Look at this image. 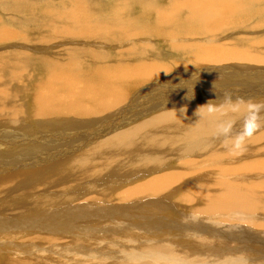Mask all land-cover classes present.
<instances>
[{
  "label": "bare ground",
  "instance_id": "bare-ground-1",
  "mask_svg": "<svg viewBox=\"0 0 264 264\" xmlns=\"http://www.w3.org/2000/svg\"><path fill=\"white\" fill-rule=\"evenodd\" d=\"M129 1L131 4L134 3L133 0ZM147 2L150 0L143 1V3ZM70 8L74 9L72 6ZM170 8L162 10L160 6H156L155 10L161 15L164 26L169 28L167 31L171 34L179 32V36L183 32V27H179L182 25L181 21L186 27L197 25L198 30L195 31L198 33H201L204 25L227 23L231 18L236 17L240 18L239 23L242 28L256 30L253 27L258 26V24L253 26L254 23L248 21V15L241 16L239 12L241 8L235 7L232 1L229 3L227 0H173ZM182 11L190 15L191 24L190 21L185 22L182 19ZM78 12H70V19L76 21L85 19L86 14ZM229 12V16H226ZM108 27L110 29V26ZM247 29L243 30L248 31ZM95 34L100 35L94 32L93 35L96 36ZM10 35L4 30L3 42L9 40ZM40 35H44L43 32ZM47 35L49 37V34ZM67 35L58 32L52 42L64 41ZM93 35L91 38L94 40L89 41L90 47L96 49L98 53H92L89 47L92 56L85 58L84 63L80 59V65L77 61V63L69 61L63 64L50 63L43 59L44 54L50 55L54 52L53 48L61 47L70 38L61 44L53 43L51 47L47 46L49 42L44 38L42 41L38 39L37 42V39H34V44L36 42L47 46L44 49H34L35 53L39 54L37 56L29 55L24 39H19L17 36L14 40H18V44L21 42L17 52L12 53L14 55L7 59L0 60V67L7 66L8 62L12 61L15 63L11 66L22 68L19 69L22 75L18 76L13 72L14 76L20 79L25 77L23 70L30 69L33 75L32 77L29 74L27 77L31 81L21 82L22 86L15 87L16 90L7 89L5 84L0 88V101L3 98L12 99L8 105L5 101L0 104V135H6L0 138V147L3 145L2 139L7 140L9 144L5 147L6 150L0 148V151H5L15 160H19L15 168L11 167L12 170L25 168L5 178L1 175L0 168V196L15 187L18 191L21 189L34 190L33 192L47 191L40 188L54 178H57L62 186L66 184L69 190V192L65 191L68 198L63 196L62 191L57 195V199H53V196L49 197L50 199L47 197L21 199V202L24 199L30 200L29 204L26 202L27 207L31 205L42 209H45V206L51 207L50 213L54 214V217L39 228L27 230L31 231L30 234L27 233L30 236V243H23V248L12 244L14 241L11 242L14 246H5L11 250L10 262L13 264H249L248 260H240L241 256L247 254L236 249L232 244L234 241L238 242L241 236L235 235V232L233 234L225 227L230 230H241V225L246 226L251 240L257 237H255L257 232L264 233V129L252 138L243 155L238 157L230 155L222 141L214 135V121L201 119L198 122L199 117L195 115L197 108L205 105L201 102L209 101V91L202 90L203 92L197 94L192 91L200 88L201 85L208 88L210 84H215L220 86H217L218 89L213 92V97L216 95L223 97L226 92L234 93V84H251L248 79L253 77L254 73L264 74V39L261 41L247 35L238 43L241 45L236 50L233 48L237 43L230 46L218 42L212 44L208 39L205 48H201L202 51L204 50L203 55L196 54L194 57V62L197 59V63L203 69L200 68L199 72L186 76L188 73L185 71L181 73L183 66L191 68L193 65H189L188 61L182 58L184 63L180 66L183 67L182 70H174L175 65L174 71L169 73L171 68L162 62L163 52H158L160 49L154 51L153 46V53L148 56L143 50H135L133 45L128 50L126 62L119 59L109 65L102 64L103 59L112 56L110 53L101 54L100 41L107 37L104 35L95 38ZM185 36L189 37L187 34ZM158 39L156 38L155 41ZM127 40L131 45H137V35H129ZM143 41L145 44L146 38ZM197 41L194 45H199L200 41ZM179 42L172 44L175 46L172 48L175 53H179L175 45ZM78 44L77 47H80ZM144 44L140 45L144 47ZM86 45L87 43H84V48ZM73 47L76 52L75 46ZM182 47L179 48L180 52ZM185 48L182 52L186 50L185 53L190 54L193 51L188 50L194 47L191 48L189 45L190 49L187 46ZM253 48L254 50H251ZM88 49L85 48L87 51ZM68 50L67 46L66 51ZM58 53V58L61 56L65 58L67 55L63 52ZM85 54L89 57L88 52ZM230 62L233 68L227 66ZM175 63L177 64L176 61ZM245 63L253 68L249 70L256 72L243 70L248 73H242L244 75L241 80L235 74L245 68ZM39 69L42 70L37 75L35 72ZM53 71L57 73L55 77L44 75L49 72L53 76ZM229 72L233 75L229 76L227 74ZM227 81H229L227 84H222ZM27 83L29 86H26ZM165 85L168 86V90L163 89ZM221 85H228L227 91ZM142 86V89H138ZM248 88L249 90L244 87V95L241 96L246 99L264 100L262 93L264 81L261 80ZM183 91L181 95L180 92ZM31 93L36 95L34 100H28L26 97ZM136 96L138 97L135 98ZM159 110L162 112L150 116ZM143 117L146 118L142 119ZM111 129L115 130L108 132ZM89 131L98 141L81 137L90 134ZM43 134L51 137L44 139L41 137ZM29 145L34 151L42 152L39 155L41 158L50 155L53 159L45 161V164L30 167L29 163L38 160L35 157H27L31 150ZM71 145H74V148ZM23 146L27 148L24 149ZM61 146L64 147L59 149ZM1 165L0 167H3ZM77 185L79 187L74 190ZM79 188L80 190L76 191ZM90 195H94L95 200L97 196H102L105 199L103 206L96 208L99 203H90L93 207L74 205L75 199L86 202L85 199ZM172 196H177V199L181 198L192 206L201 204L203 206L192 215L189 212L185 214L187 217L181 216V219L180 214L173 207L176 201L170 202L171 206L168 205V199ZM147 199L151 200L147 201ZM0 200V206L3 207V198ZM91 200L93 201L89 199ZM117 202L122 203L123 206L115 205L114 203ZM55 203L57 206L54 207ZM151 207L153 210L155 208V215L150 218ZM164 209L166 218L167 213L171 214L166 228L154 224L161 217L159 210ZM108 210L115 212V216L106 215ZM136 213L139 215L137 216ZM136 217H138L137 221ZM189 223H195L197 226ZM222 224L224 228L219 227ZM8 225L9 223L3 222L0 217V253H3V240H5L2 239L4 235L2 236L1 233ZM218 229H222L227 235H234L239 240L235 237L226 243L219 240L216 236ZM243 229L242 232H246V229ZM205 231L207 235L199 234ZM171 234L175 236H167ZM122 236L126 239L123 240ZM62 241L71 243L82 241L83 244L70 249L65 248L64 251L57 250L45 254L37 248L39 243H45L56 244V247L61 249ZM261 253L263 252L258 251L255 254L264 257ZM257 261L258 259H254L252 264H262Z\"/></svg>",
  "mask_w": 264,
  "mask_h": 264
},
{
  "label": "rangeland",
  "instance_id": "rangeland-1",
  "mask_svg": "<svg viewBox=\"0 0 264 264\" xmlns=\"http://www.w3.org/2000/svg\"><path fill=\"white\" fill-rule=\"evenodd\" d=\"M135 1H137V2L135 3ZM143 1L144 0H133L134 3L131 4V1H129V0H90V1L89 0H0V60L3 58L7 59L9 56L14 55L12 53L17 52L16 50L18 49V46L21 45V42H19V44H18V40H14V37L19 36V39H24L25 47H27L29 55L36 54L37 56H39L38 53H35L36 51L34 49H36V48L44 49V48H47V46H49V47L53 46L54 42H52V40L56 37L58 32H63V33L68 34L64 38V41L66 39L70 38L69 39L70 42H69V40H67V42H65L64 45H62L61 47L56 48V49L53 48L54 52L51 53L50 55L44 54L43 55L44 56L43 59H45L44 61H48V62L50 61V63L60 62L63 64L65 62H69V61L71 62L72 61L74 63L78 62V65H80L81 64L80 59L84 63L85 58H90L92 56V55L90 56V54H92L93 52H97L96 49H94V48L92 49V47H90V43H89L90 39L94 40L91 38V36L95 32V33H100V35L99 34H95L96 36L93 35V37H95V38L97 36L99 37V36H104V35H106L105 37H107V38H103L100 41L99 46L101 47V52H102L101 54L105 55V54L110 53L112 55L109 58L103 59L101 61L102 64L109 65L112 61L115 63L119 59H122V61L126 62L128 60V50L133 45H134L133 48L135 50H143V53H145L148 56L151 53H153V50H152L153 49L152 46H153L154 51H155V49H157V50L160 49L158 52H160V53L163 52L161 57L164 58V60H162V62H164L165 64H167L168 67L171 68L169 73H171V71H174L177 69L182 70V68L184 67V69L181 73H183L185 71L186 73H188L186 76H190L192 74L199 72L200 68H201V70L203 69V67H201L199 65V63H197V59L194 62V57L196 54H197V56L203 55L204 50L202 51L201 48H205V45H207L206 42L208 41V39H209V43L212 42V44L218 42L220 44L230 46L231 44L237 43L236 44L237 46L234 45V48H233L235 50L238 46L241 45V44L239 45L238 43H240V41H242L244 38H246L247 35H249L250 38L256 37L258 40H261V41L264 39V23H263L264 22L263 21V18H264V0H227L229 3L232 1L233 5L235 7L241 8L239 11L240 15L241 16L248 15L249 16L248 21L250 20L251 24L254 23L253 26L258 24L257 27H253L256 30H253V29L250 30L247 28H242V26L239 23L240 22L239 17L231 18V20L228 21L227 23L223 22V23H213L212 25H207V26L204 25L203 29L201 30V33H198V31H195V30H198L196 28L197 25H195V26L191 25L192 28L193 27L195 28V29L193 28L194 29L193 30L191 28V26L186 27V25H183V22L181 21L182 25H180L179 27L180 28L183 27L182 28L183 32H185V30H186L185 33H183V32L181 33L182 34L181 36L184 35L183 37L179 36L180 35L179 32H176V33L172 32V34H171L170 31H167V30H169V28H166L164 26V24L161 21V15L155 10L156 6H160V8L162 10H166L167 8L171 9L170 5L172 4L173 0H150L151 3L150 2L143 3ZM149 3H150V5H149ZM70 6H72V8H74V9H71ZM73 11H76V12L79 11L82 14L85 13L86 15L83 14L85 19L83 18V20L80 19L79 21H76L75 19H74L75 21L71 20L69 17V13L73 12ZM258 11H260V12H258ZM229 14H230V12L226 16H229ZM181 15H182V19L185 22L190 21V24L192 23V20H190V15L186 14L185 11H182ZM115 19H117V20H115ZM242 20H245V19H242ZM106 24H107V27H106ZM119 24H121V26H119ZM108 26H110V29H108L109 28ZM100 27H102V29ZM111 28H114V29H111ZM190 29H191V31H190ZM243 29H247L248 31H245ZM4 30L8 31V33L11 35L9 37V40L7 39L3 42L2 36H3ZM214 30H215V32H211ZM40 31H42L44 35H40V34H42V32H40ZM45 31H47L46 34H45ZM118 31H119V33H118ZM144 32H145V34H144ZM169 32H170L171 36L174 37L173 39H171L172 37H170ZM120 33H121V35H120ZM195 33H198V34H196L197 36L195 35ZM16 34H18V35H16ZM47 34H49V37L52 38L51 40ZM52 34H54L55 37ZM142 34H144V35H142ZM167 34H168V36H167ZM186 34L189 37H186L185 36ZM110 35L112 36V38H110ZM129 35H132V36L137 35V42H136L137 45H135V44L131 45V42L127 40V37ZM158 37L160 40L158 39ZM42 38H44L45 41L47 40L49 42L46 47L44 46L45 44H37L36 43L38 41V39L40 41H42ZM145 38H146V42L144 44L143 40ZM154 38L155 39L157 38L158 40L155 41ZM178 38H179V40H178ZM181 38L186 40L187 43L184 40H182ZM187 38H189V39H187ZM34 39L35 40L37 39L35 44L33 42V41H35ZM196 39L200 42H198ZM27 40H29V41L27 42ZM195 40L199 43V45H196V44L194 45V43L196 42ZM31 41H32V43H31ZM64 41L61 40V41H58L57 43L55 42L54 45L58 44L59 42L61 44ZM179 41H181V42H179ZM189 41H192V42H189ZM161 42H163V43H161ZM174 42H179L178 45H177V43L175 44L178 47L179 53H175L174 49L172 50V48L175 47L172 45ZM70 43L73 45H71ZM78 43H80V45ZM84 43H87L85 48L87 47V49H88L90 47L92 53L90 52V49H88V51L85 50ZM139 43L144 44V47H142V45H140ZM180 43L183 47L180 45ZM77 44L81 48L77 47ZM187 44H189L191 46V48H192V46L194 48L190 49L189 45H187ZM184 45H186L190 49V50L187 49L189 52L193 51L192 53H190L191 55L193 54L192 56L189 53H187L188 54L187 55L185 53V52H187L186 50H185V52H182L183 49L186 47V46L184 47ZM203 45H204V47H203ZM67 46L69 48L68 51H66ZM73 46H75L76 52L79 54H77L75 52ZM82 46H83V48H82ZM72 47H73V49H72ZM180 47H182L181 52L179 50ZM80 49L82 52L80 51ZM196 49H198V50H196ZM256 49H260V48L256 47ZM200 50L202 53L200 52ZM251 50H254V48ZM4 51H6V52H4ZM58 52H60V53L63 52L67 55L65 56V58L63 56L58 58V55H57V54H59ZM86 52H88L89 57L86 56V54H85ZM165 52H166V57H165ZM172 52L175 53V54L173 53L175 57L173 56V54H171ZM195 52H198V53H195ZM20 53H22V52H20ZM43 53H45V52H43ZM180 53H181V55H180ZM183 53H185V55ZM74 55L76 57H74ZM169 55L173 56L174 58L170 57ZM178 55H180V57ZM78 56H80V57L78 60H76ZM95 56H97V58H98L97 54ZM95 56H93V57H95ZM180 58H181V60H182V58L185 59L186 61H188L189 65H193V66L191 68H189L188 66L187 67H185V66L180 67V66H182V64H184L183 60L181 62ZM175 61L177 62V64L175 63ZM154 62L160 63V61H154ZM193 62H194V64H193ZM13 63H15V62L11 61V62H8L7 66L0 67V88H3V84H5V85H7L6 86L7 89L16 90L15 87H19V86L21 87L22 86L20 84L21 82L24 81V83H25V82L31 81L30 78L27 77V76H29V74L32 75L31 70L30 69H27L26 71L23 70L25 77L23 79H20L18 76L22 75V71H20L22 68L20 69V67L16 68L14 66H11V64H13ZM195 63H196V65H195ZM227 64H229V65H227L229 68H233L232 62L227 63ZM247 64L248 63H245V68L240 70V72L238 74H235L241 80L243 78L242 75H244L242 73H248V71H243V70L253 69V68L249 67ZM173 66H175V68L176 67L177 68L175 69ZM71 67L73 68L72 65H71ZM195 67H197V68H195ZM173 68H174V70H173ZM195 69H197V70H195ZM41 70L42 69H39L35 73L38 75L41 72ZM13 72L17 73L18 76H14L15 74ZM54 72L55 71H53V76H52V73L50 74L49 72L45 73L44 75L46 77H55L57 73H54ZM249 72L254 73V72H256V70H249ZM227 74L229 76L233 75L232 72L231 73L229 72ZM258 74H259V76H258ZM239 75H241V76H239ZM32 77H33V75H32ZM185 78H183V79L184 80L188 79V78H186V79ZM253 79H254V81H253ZM248 80L251 84H246V85L234 84V86H235V87H233L234 95H244V93H243V91L245 90L244 87H246L247 90H249L248 86L251 87L252 85H256L259 82H261V80L264 81V74H261V73L255 74L254 73V76L249 78ZM14 81H16L15 82L16 84L14 83ZM255 81H256V83L253 84V82H255ZM228 82L229 81L224 82L222 84H227ZM240 85L244 86V87H241ZM26 86H29V84L27 83ZM217 86L215 84H210L207 88L205 85H201L200 88H197L192 92L197 94V93L201 92L202 90L203 91L208 90L209 91V97H210L209 101L222 99V97H221L222 95L221 96L216 95V97H213V92L216 91L220 85L218 87ZM227 86L228 85H221V87H225L226 91L228 89ZM163 87H164L163 88L164 90L169 89L167 85H165ZM142 88H143V86L139 87L138 89H142ZM192 89H194V88H192ZM156 93H158V91ZM180 93L182 95L184 93V91L180 92ZM236 93H238V94H236ZM262 93L264 96V92H262ZM174 94H176V93H174ZM26 97L28 98V100L29 99L34 100L36 95L31 93L30 96H26ZM137 97L138 96H136L135 98H137ZM13 98L15 99V97H13ZM159 98H161V96ZM234 99H235V97H234ZM11 100L12 99H10V98L9 99L3 98V100L0 101V104H3V102L5 101V104L8 105L11 102ZM130 100L131 99H129V101ZM209 101L206 100V101H203L201 103L207 104ZM16 102L17 101H14V103H16ZM159 112H162V111L159 110V111L151 114L150 116L158 114ZM150 116H148V117L146 116V117L149 118ZM146 117H143L142 119H145ZM115 129H111L108 132H112ZM90 131H89V133H90ZM93 131L95 132V130H93ZM118 131L120 132V130H118ZM2 136L4 138L6 135L5 136L0 135V138H2ZM30 136H32V135H30ZM49 136L50 135H46V134L41 135V137L44 139L49 138ZM81 137L82 138L83 137H85V138L89 137L95 141H98L97 137H95V135L92 133L86 134V136L81 135ZM2 141H3V145L0 148H3V150H6L5 147L9 146V144H7V140H5V139H2ZM84 142L85 141H82V143H84ZM29 147L31 148V150L27 154V157L28 158L35 157L38 160V162L29 163L30 167H35L37 164H45V161H50L53 159V156L51 158L50 155H46V156H43L41 158L39 156L42 153L41 151H34L32 149L31 145H29ZM62 147H64V146L59 147V149ZM71 147L74 148V145H71ZM23 148L26 149L27 147L23 146ZM18 162H19V160H15V158L13 156L9 155L7 152L0 151V164H2L1 166H3L0 168L2 171L1 175L3 176V178H5L7 176H11L13 174H17L21 170H25L24 167H21L18 170H12L11 169V167L15 168V166H16L15 164ZM41 167H43V166H41ZM26 171H29V170H26ZM9 179H12V178H9ZM42 186H44V187L43 188L41 187L40 189H45L47 191L40 190L38 192H33L34 190H30V189H26V190L21 189L20 191H18V190H16L17 187H15L13 189H8L7 191L3 192V196H0V199L3 198V207L0 206V211H1L0 217H1V219H3V222H6L7 224L9 223L7 228H5V229L3 228L4 232L1 233L2 236L4 235L2 237V239H5V240H3V253H0V264H1V261H3V264H4V262H5V264H13L10 262V259L12 258V256L10 257L11 250L5 248V246H14L15 244H17L20 246V248H23V245L25 243H30L29 242L30 236L27 233L30 234L32 229L41 227L42 225H44L45 222L49 221L50 219H52L54 217V214L50 213L52 210L51 207L45 206L44 207L45 209L37 208V207L35 208L34 206L32 207V205L27 207V205L30 203V200L24 199L21 202V199L23 197H29V198L47 197V198H49L52 196H53V199H57V195H59L62 191H63V196H66V197H67V195H66L65 191L69 192L66 184H65V186H62L58 182L57 178L52 179L49 183H45ZM78 187L79 186L77 185L74 188V190ZM79 190H80V188L77 189L76 191H79ZM91 195L89 196L90 198L87 197L88 199L87 198L85 199L86 202H84L83 200H77L74 198L76 200V203L74 205L75 206H80V205L85 206L86 205L89 207L90 206L93 207V205H91L90 203H95V204L99 203V205L96 206V208L102 207L103 206L102 204L105 201V199L102 196H97L96 200H95L94 195L93 196H91ZM89 199H93V201L92 200L89 201ZM180 199L181 198L177 199V196H172L171 198L168 199V202H169L168 205L169 206H171L170 202L176 201V205L173 207L176 209V212L178 214H180L179 215L180 218H181V216L187 217V216H185V214H189V212H190V215H192L193 213H195V211L198 208H202L201 206H203L202 204L192 206L190 204H187L185 201H183V199H181V200ZM149 200H151V199H147V201H149ZM21 203H22V206H21ZM83 203H85V204H83ZM114 204L117 206H123V204L120 202H117ZM0 205H1V200H0ZM55 206H57L56 203L54 204V207ZM30 210H31L32 214H31V212H29ZM154 210H155V208H154ZM154 210L151 207V213L149 214L150 218L155 215ZM35 211L36 212L39 211V213H36ZM123 212L126 213V212H130V211H123ZM159 213H160L161 217H159L160 219L158 218V221L154 224L166 228V225L168 223V220H169V217L171 214L167 213V218H166L165 209L159 210ZM28 214H31V215H28ZM106 215L115 216V212H110L108 210V211H106ZM136 215L138 216L139 214L136 213ZM26 216L27 217L29 216L32 218L31 219L29 217L25 218ZM87 216H89V214H87ZM188 217H191V216H188ZM4 219H6V220H4ZM135 220L137 221L138 217H136ZM214 220L217 221V219H214ZM119 221H121V220H119ZM198 223H199V221H198ZM189 224H193V223H189ZM195 225L196 224L194 223L193 226H195ZM219 227L224 228L225 226L222 224ZM240 227H241V230H238V229L230 230L228 227H225L226 229L231 231L233 234L235 232V235L241 236L240 240L237 237H235L234 235L225 234L222 231V229L217 230L216 236L219 240H223L225 243L230 242L229 239H231L232 237L237 238L239 241L238 242L237 241L232 242L233 246L236 247V249H240L243 251V253L247 254L245 256H241L240 260H242V261L248 260V261H250L249 264H252L254 259H258L257 262H261L262 264H264V257H260V256L258 257V255L255 254L256 252L259 251V252H263L261 254L264 256V233L262 234L261 232L260 233L257 232L255 234V237L256 236L257 237L254 238L253 240H251V237L248 234L249 231L247 232L248 227L246 228V226H242V225ZM243 228L246 229V232H242ZM245 229H243V230H245ZM23 230H25V231H23ZM27 230H31V231H27ZM10 231H12V232H10ZM13 231H15V232H13ZM8 232H10V234H8ZM19 232H21V233H19ZM43 232H47V231L43 230ZM205 233H207V232L206 231L203 233L200 232L199 234L204 235ZM7 234L10 235L11 237L8 236ZM19 235H21L22 237ZM205 235H207V234H205ZM246 235L248 238L246 237ZM7 236H8V238H11V239L5 238ZM15 236H17V238ZM167 236L173 237L175 235L171 234V235H167ZM163 237H165V236H163ZM124 239H126V238L123 237V240ZM165 239L168 240L169 238H165ZM12 241H14V242H12ZM11 242L14 245H12ZM6 243H7V245H6ZM82 244H83L82 241H78L76 243H71L70 241H62V248L59 249V247H56V244L50 245V244H45V243H39L37 245L39 247H37V248L39 249V251H41V253L45 254V253L54 252L57 250L64 251L65 248L70 249L73 246L82 245ZM19 253L22 254V252H19Z\"/></svg>",
  "mask_w": 264,
  "mask_h": 264
},
{
  "label": "clouds",
  "instance_id": "clouds-1",
  "mask_svg": "<svg viewBox=\"0 0 264 264\" xmlns=\"http://www.w3.org/2000/svg\"><path fill=\"white\" fill-rule=\"evenodd\" d=\"M195 115L199 117L198 122L201 119L214 121L215 137L222 141L230 155L238 157L247 151L252 138L264 129V100L246 99L226 92L222 99L199 106Z\"/></svg>",
  "mask_w": 264,
  "mask_h": 264
}]
</instances>
